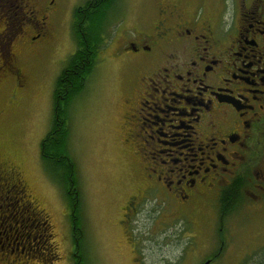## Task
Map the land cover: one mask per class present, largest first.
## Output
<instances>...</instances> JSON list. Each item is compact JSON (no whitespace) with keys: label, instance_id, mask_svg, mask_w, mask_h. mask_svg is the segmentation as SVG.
<instances>
[{"label":"flooded vegetation","instance_id":"1","mask_svg":"<svg viewBox=\"0 0 264 264\" xmlns=\"http://www.w3.org/2000/svg\"><path fill=\"white\" fill-rule=\"evenodd\" d=\"M113 1L85 0L74 13L78 10L81 16L86 15L96 11L98 4L110 7ZM35 2L20 0V18L38 21ZM88 2L89 9L83 8ZM55 3L59 0H47V15L39 18L41 31L31 37L44 38V48L30 40L40 53L47 48V55L53 51L55 39L51 18L58 12V7L53 8ZM105 8V21L95 31L86 33L82 27L85 35L81 17L75 18L81 40L104 39ZM1 23L0 44L6 49L0 46V67L5 63L13 76L25 80L16 65L13 44L26 30H13L6 20ZM112 33L116 38L111 40L113 59L118 62L123 58L133 69L127 77L121 69L112 94L124 100L120 106L133 112L131 116L137 121L136 129L127 128L133 130L130 134L124 127L126 121L116 125L132 139L119 144L131 154L130 176L136 177L129 185L124 220L120 221L128 226L148 198L163 206L171 201L170 214L183 209L201 212L204 209L198 204L203 203L216 212L217 233L224 231L226 218L238 213L243 219L241 228L252 232L248 243L264 246V0H153L146 16L120 19ZM93 44L86 43L81 63L89 62L92 53L96 59L100 47ZM5 77L0 73L1 81ZM68 81L66 75L63 84ZM65 92L58 93L54 101L51 98L49 126L52 121L60 122L58 113L64 110ZM142 148L146 158L140 154ZM0 182L4 189L7 183L23 186L17 167L1 159ZM236 226L231 224L230 228ZM228 236L225 231L218 235V248L207 255V264H218ZM28 247V254L34 251L30 244ZM131 250L138 254L135 245ZM5 251H15L18 256L25 249ZM245 259L248 257L238 264Z\"/></svg>","mask_w":264,"mask_h":264},{"label":"rangeland","instance_id":"2","mask_svg":"<svg viewBox=\"0 0 264 264\" xmlns=\"http://www.w3.org/2000/svg\"><path fill=\"white\" fill-rule=\"evenodd\" d=\"M35 1L39 22L26 19V16L20 18V0H0V26L6 20L9 28L26 30L13 44L16 48L13 51L16 53L14 59L25 80L13 76L5 63L0 67V73L6 74L3 81L0 80V159L16 166L21 172L26 186L21 188V193L27 191L28 198L33 202L31 206H38L43 212L40 223H45L46 219L49 223L47 229L52 236L50 242L44 244L47 249L51 246L55 253L52 264H73L71 255L74 242L70 221L74 219L70 215V204L60 185L59 173V176L50 174L51 164L47 163L45 168L40 158L39 143L50 125L54 82L64 62L68 61L76 48V33L72 28L77 19L73 12L85 0H59V4L53 5V8L58 7V12L51 16L55 25V39L53 51L48 55L47 48L40 53L38 46L30 43V40L39 43L41 48L46 42L44 38L31 39L41 31L40 15H47V0ZM152 6L153 0L113 1L107 10L106 36L97 52L95 66L93 64L83 89L69 103L67 142L79 191L78 223L83 232L79 250L84 259L82 263L138 264L139 258V264H207L209 260L206 258L210 257L207 255L218 248V235L225 231V236L229 235L230 240L224 243L218 264H238L244 257L250 259L253 251L260 248L248 243V235H252V232L241 228L239 224L243 219L238 213L224 220V231H218V234L216 212L203 203L198 204L199 208L204 209L201 212L183 209L170 214L171 201L163 206L159 200L148 198L139 207L140 211L131 216L128 226L121 222L124 220L123 205L130 192L129 185L135 183L136 177L130 176L131 154L127 155L119 144L120 140L124 143L125 139H129L127 143L132 139L123 131V127L116 128V125L126 121V129H136L137 121L131 116L133 112H127L125 105L120 106L124 100L114 98L112 94L121 69L123 77L133 71L123 58L119 57L118 62L113 59L111 40L113 42L116 38L112 32L117 29L120 19H141ZM45 23L47 25V17ZM0 46L6 49L2 42ZM127 130L128 134L133 132L132 129ZM137 142L140 143V139ZM143 148L140 154L146 158L147 153ZM8 195L13 196L9 192ZM4 208H0V245L13 250L24 248L25 255L16 256L15 251L5 253L0 250V264H51L36 255L44 253L41 252L42 248H36L39 242L33 238V234H28L27 238L18 237L11 229L13 218L3 221ZM231 224L238 226L230 228ZM30 228L35 231L32 226ZM26 243L34 248L33 252L28 254L29 244ZM132 245L137 247V255L131 250Z\"/></svg>","mask_w":264,"mask_h":264},{"label":"trees","instance_id":"3","mask_svg":"<svg viewBox=\"0 0 264 264\" xmlns=\"http://www.w3.org/2000/svg\"><path fill=\"white\" fill-rule=\"evenodd\" d=\"M88 5L89 2L86 3L83 8L86 7V9H89ZM105 7H107V4H98V8L96 9V11L92 13L87 12L86 15L82 16L78 10L75 11V13L73 12L75 14V18L81 17L79 19L82 20L81 29L84 35V28L85 32L87 33L88 31H95L94 29H96L99 24L101 26L103 16H105V12H103ZM108 8L109 5L105 9L108 10ZM78 27L79 26L76 24L73 26L74 33H76L75 38L77 48L74 53L70 55L68 61L65 64V67L62 69L59 76L56 78L52 93L54 101V99L57 98L58 93H63V90H66V92L64 93L65 97L63 99L65 109L59 111V113L57 112L59 114L60 122L58 124H55L54 121H52L51 126H49L47 132L43 135L39 143L40 158L43 160L45 168H47V163L51 164L52 167L49 169L50 174L52 176L60 175L59 178H61L62 182H60V185L63 188V193H65L67 196L68 203L70 204V206L68 205L70 209V215L72 214V217L74 219V221H70V233L74 242V250L71 255L73 264H83L82 261H84V259L83 257H81V251L79 250V246L82 245L83 238V232L80 229L78 223L80 216L79 191L76 182L75 165L70 157L69 145L67 142L68 107L69 103L73 100L77 93H79L83 89L82 87L93 67V63L94 61H96L95 55L94 53H92L88 56V58L90 59L89 62L81 63L82 57L86 55L82 54L86 53V43L88 45H92L93 43V45L99 44L100 47L103 42L102 37H94L92 40L93 42L90 40H81V36L77 32ZM99 34H101L100 29L98 35ZM79 64H82V66H77ZM66 75L68 76L69 81L68 83L63 84ZM62 86L63 88L61 89ZM60 89L62 91H60ZM21 181L23 183V186H12L10 183H7L6 189H4L3 185L0 184V208L5 207V210H2L3 221L10 220L11 218H13V226L11 227V229L18 237L21 236L23 238L25 236L24 238H27L28 234H33V238H36L39 242V247H36H38V249L42 248L45 254L41 255L40 253H38L36 255H38V257L42 261L47 262L48 260V262L52 264L53 256L55 255L53 249L51 248V246H49L47 250H44L43 248L46 247L48 241L50 242L52 236L51 231L47 229V224L49 225V223H47V219L45 223H40L41 221L39 219L43 217L44 214L41 209L38 208V206L37 208H35V206L33 205L31 206L33 202L30 198H28L27 191L23 190L24 192L21 193V188H26L24 184L25 182L22 177ZM8 192L11 193L13 196L8 195ZM7 197H10V199H8ZM30 226H32L35 231H31ZM26 244L28 245L29 243ZM0 250H4L3 252L7 253V251H5L6 247L4 244L0 245ZM19 257L21 258V256ZM255 257L258 260H256ZM251 258H253V260L245 259L242 261V264H264V246H261L255 252L253 251V253L251 254Z\"/></svg>","mask_w":264,"mask_h":264}]
</instances>
